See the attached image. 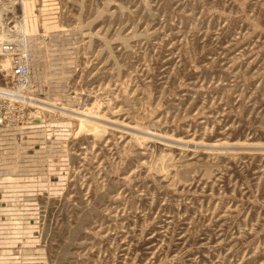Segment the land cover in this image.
<instances>
[{
  "label": "rangeland",
  "instance_id": "obj_1",
  "mask_svg": "<svg viewBox=\"0 0 264 264\" xmlns=\"http://www.w3.org/2000/svg\"><path fill=\"white\" fill-rule=\"evenodd\" d=\"M0 90V264H264V0H0Z\"/></svg>",
  "mask_w": 264,
  "mask_h": 264
},
{
  "label": "built area",
  "instance_id": "obj_2",
  "mask_svg": "<svg viewBox=\"0 0 264 264\" xmlns=\"http://www.w3.org/2000/svg\"><path fill=\"white\" fill-rule=\"evenodd\" d=\"M11 73L15 80V87L18 89L20 86H23L25 82V78L28 75V68L26 65V60L22 55H13L12 56V66Z\"/></svg>",
  "mask_w": 264,
  "mask_h": 264
},
{
  "label": "bare ground",
  "instance_id": "obj_3",
  "mask_svg": "<svg viewBox=\"0 0 264 264\" xmlns=\"http://www.w3.org/2000/svg\"><path fill=\"white\" fill-rule=\"evenodd\" d=\"M21 37V36H20ZM0 95H5V96H13V95H15L12 91H6V90H0ZM28 100H30V99H28ZM25 101V100H24ZM31 102V101H30ZM33 102V101H32ZM35 103H36V101H35ZM37 104V103H36ZM43 104V103H42ZM44 106L46 105V104H43ZM50 106V105H49ZM41 107V106H40ZM42 108H44V107H42ZM44 109H46V108H44ZM50 110V109H49ZM61 109H59V111H60ZM62 110H64V109H62ZM53 111H54V108H53ZM56 111V110H55ZM67 111V110H66ZM62 113H65V111L63 112L62 111ZM69 113V112H68ZM88 113V112H87ZM67 114V113H66ZM69 115V114H68ZM75 115V114H74ZM87 118V117H86ZM93 119V118H92ZM84 126H86V125H84ZM167 140V139H166ZM214 145V144H213ZM232 146H234V145H236V146H238V144L237 143H233V144H231ZM240 145V144H239ZM253 145V144H252ZM261 145V144H260ZM222 146V145H221ZM254 146H259L258 144H254ZM234 148V147H233Z\"/></svg>",
  "mask_w": 264,
  "mask_h": 264
}]
</instances>
